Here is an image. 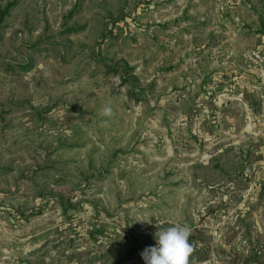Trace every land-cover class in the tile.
I'll use <instances>...</instances> for the list:
<instances>
[{"label": "rangeland", "instance_id": "374dc122", "mask_svg": "<svg viewBox=\"0 0 264 264\" xmlns=\"http://www.w3.org/2000/svg\"><path fill=\"white\" fill-rule=\"evenodd\" d=\"M183 224L194 264H264V0H0V264Z\"/></svg>", "mask_w": 264, "mask_h": 264}, {"label": "clouds", "instance_id": "9594fccd", "mask_svg": "<svg viewBox=\"0 0 264 264\" xmlns=\"http://www.w3.org/2000/svg\"><path fill=\"white\" fill-rule=\"evenodd\" d=\"M106 118L114 116L110 105L101 109ZM105 126L107 120L104 121ZM191 227L187 224L175 225L155 234L156 246L145 248L141 253L144 264H194L191 259L195 246L190 242Z\"/></svg>", "mask_w": 264, "mask_h": 264}]
</instances>
